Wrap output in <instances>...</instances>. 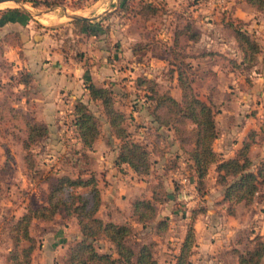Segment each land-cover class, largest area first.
<instances>
[{"label": "rangeland", "instance_id": "obj_1", "mask_svg": "<svg viewBox=\"0 0 264 264\" xmlns=\"http://www.w3.org/2000/svg\"><path fill=\"white\" fill-rule=\"evenodd\" d=\"M47 1L51 5L0 1V103L20 109L47 128L26 151L21 145L23 133L0 119V258L10 247L7 225L27 206L44 202L47 183L55 175L84 172L86 176L89 170L98 175L100 152L110 157L118 145L99 101L87 94L85 83L92 81L110 89L114 107L126 116L131 137L150 149L147 173L120 170L131 182L123 188L147 195L160 182L164 193L152 220L144 225L129 222L133 232L127 242L136 249L153 241L157 264H173L180 239L192 223L196 247L190 264H237L235 250L250 248L255 235L264 241V184L252 202L235 204L227 216L228 204L221 198L214 163L207 168L199 191L188 155L179 148L171 128L151 120L148 91L135 79L150 78L158 91H168L179 100L174 69L184 68L197 96L214 110L217 134L212 148L226 158L248 142L250 169L255 170L264 159V9L244 0ZM144 4L154 12L142 9ZM6 7L27 14L5 12ZM72 13L88 18L75 23L69 17ZM236 19L243 21L241 27L259 46L250 64L240 62V50L227 26ZM194 32L197 39H189ZM25 71L31 80L24 86L19 76ZM76 98L98 119L99 134L90 148L79 143L72 124ZM47 99L53 103L46 104ZM26 152L30 167L24 160ZM179 176L185 177L189 194L185 199L178 196ZM162 218L167 228L156 234L152 226ZM107 246L100 241L98 249Z\"/></svg>", "mask_w": 264, "mask_h": 264}, {"label": "trees", "instance_id": "obj_2", "mask_svg": "<svg viewBox=\"0 0 264 264\" xmlns=\"http://www.w3.org/2000/svg\"><path fill=\"white\" fill-rule=\"evenodd\" d=\"M22 1H27L33 6L39 3L48 6L52 2ZM244 1L255 9H264V0ZM149 6L144 4L142 9L154 12V8ZM4 11L27 14V11L18 7H6ZM74 22L84 23L86 20L75 19ZM242 22L241 19H236L235 22L228 21L227 26L231 28L240 50V62L250 64L259 51V46L241 27ZM183 31H186V27ZM197 37L195 32L188 35L191 40H196ZM174 70L180 90L179 100L168 91H158L152 79L145 76L136 77V84H144L148 91L147 96L152 102L148 114L156 126L172 129L179 148L188 155L199 191L207 168L214 163L216 181L222 186V200L228 204L227 213L232 214L236 203L252 202L259 185L264 184V159L257 163L255 170L250 169L251 161L247 156L248 142H244L232 156L220 157L212 148V141L217 134L214 110L210 104L197 96L191 84L192 79L185 69L176 66ZM30 80L29 71L20 73L19 82L24 86ZM85 88L91 99L99 101L110 133L118 139L113 165L120 169L121 165L125 164L136 174L147 173L150 166V149L131 137L130 131L124 124L126 116L123 111L114 107L110 89L95 85L92 81H87ZM71 114L79 143L83 147L90 148L99 134L96 115L80 98L74 100ZM0 119L23 133L21 145L26 151L32 141L47 132L43 123L29 119L23 111L7 103H0ZM28 154L25 153L24 160L26 166L30 167L32 160ZM83 173L78 172L74 176L55 175L47 183L44 202L27 206L7 225L10 247L4 255L2 264H29L31 252L36 244V240L29 234L31 221L51 220L57 212H62L67 218L73 216L79 231V236L70 241L63 254V264H157L153 256V241L142 242L134 249L127 242V238L133 232L129 222L104 220L97 215L101 204L98 178L92 170L87 171L86 176H82ZM160 188L161 183L157 182L151 186L149 196L140 194L130 200V216L135 222L144 225L146 221L154 218L156 203L164 197V193H160ZM152 228L156 234L164 232L167 228L166 218L156 220ZM100 241L108 244L105 250L98 249ZM194 242V227L190 223L173 256V264H190L189 256ZM234 253L237 264H264V241L260 236L255 235L250 248L243 251L235 250Z\"/></svg>", "mask_w": 264, "mask_h": 264}, {"label": "crops", "instance_id": "obj_3", "mask_svg": "<svg viewBox=\"0 0 264 264\" xmlns=\"http://www.w3.org/2000/svg\"><path fill=\"white\" fill-rule=\"evenodd\" d=\"M36 100L38 103L40 99L36 98ZM43 101H46V99ZM47 101L46 104L53 103L52 99H47ZM115 154L116 148L113 150L110 157L107 156L109 159L103 156V152H100L99 157L101 165L98 169L95 167L96 171L98 170V175H95L98 178V187L101 196V204L97 210V215L102 219L112 220L114 222H126L125 220H129L127 222H133L134 220L130 216V200L139 196L141 193H132L123 188L125 184H130L131 182L126 179L125 174L120 170L129 171V174H131L132 171L125 164H122L120 169L114 166L113 159ZM149 195L150 194H147L146 196ZM223 202L226 204V201L223 200ZM101 210L104 212L102 216L100 215ZM123 215L126 217L120 220L118 217ZM228 215L230 214H227V216ZM58 217L60 218L59 221L57 219ZM63 218L66 219L63 220ZM68 219L73 220V224H70L71 227L67 223ZM29 234L36 240L35 247L31 252L29 264H63L61 261L63 254L70 241L79 236V231L73 216L67 218L64 217L62 212H57L51 220L33 219L29 226ZM193 247H196L195 242ZM8 248L9 247H7V250ZM177 250L178 247L175 253ZM4 254L5 253L1 254L0 264L3 263ZM189 259L191 261L190 256Z\"/></svg>", "mask_w": 264, "mask_h": 264}, {"label": "built area", "instance_id": "obj_4", "mask_svg": "<svg viewBox=\"0 0 264 264\" xmlns=\"http://www.w3.org/2000/svg\"><path fill=\"white\" fill-rule=\"evenodd\" d=\"M184 179H185L184 176H179V178L177 180H178V183L182 184V185H180V190L178 192V196L183 197L185 199L189 194L185 193V190H187V189H185L186 183L184 182Z\"/></svg>", "mask_w": 264, "mask_h": 264}, {"label": "water", "instance_id": "obj_5", "mask_svg": "<svg viewBox=\"0 0 264 264\" xmlns=\"http://www.w3.org/2000/svg\"><path fill=\"white\" fill-rule=\"evenodd\" d=\"M1 1V0H0ZM69 17L73 18V19H87L88 17L84 16V15H79V14H69Z\"/></svg>", "mask_w": 264, "mask_h": 264}]
</instances>
